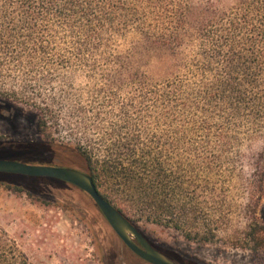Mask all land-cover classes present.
Returning a JSON list of instances; mask_svg holds the SVG:
<instances>
[{"label":"trees","instance_id":"1","mask_svg":"<svg viewBox=\"0 0 264 264\" xmlns=\"http://www.w3.org/2000/svg\"><path fill=\"white\" fill-rule=\"evenodd\" d=\"M4 100L36 109L51 142L50 119L63 125L139 229L215 242L216 193L242 147L264 139V0H0ZM28 178L0 184L25 192L14 180ZM245 237L237 246L264 251L263 223ZM0 264H31L3 229Z\"/></svg>","mask_w":264,"mask_h":264},{"label":"rangeland","instance_id":"2","mask_svg":"<svg viewBox=\"0 0 264 264\" xmlns=\"http://www.w3.org/2000/svg\"><path fill=\"white\" fill-rule=\"evenodd\" d=\"M37 115L25 103L0 101V159L43 158L85 168L67 129L50 119L51 142L41 136ZM239 157L216 193L222 203L209 210L215 242L191 241L155 224H140L144 236L180 264H264V251L237 246L251 224H264V139L243 146ZM14 182L26 191L0 184V229L19 243L31 264H149L125 247L83 193L47 178Z\"/></svg>","mask_w":264,"mask_h":264},{"label":"water","instance_id":"3","mask_svg":"<svg viewBox=\"0 0 264 264\" xmlns=\"http://www.w3.org/2000/svg\"><path fill=\"white\" fill-rule=\"evenodd\" d=\"M0 173L57 179L77 186L90 195L117 236L136 256L149 264H180L155 248L133 222L103 198L91 176L70 168L33 165L5 159H0Z\"/></svg>","mask_w":264,"mask_h":264},{"label":"flooded vegetation","instance_id":"4","mask_svg":"<svg viewBox=\"0 0 264 264\" xmlns=\"http://www.w3.org/2000/svg\"><path fill=\"white\" fill-rule=\"evenodd\" d=\"M5 160H8V159H5ZM15 161V160H14ZM24 163V162H23ZM30 164V163H28ZM44 166H53V167H60V168H70V169H75V170H79L87 175H89V173L87 172V170L85 168H81V167H76L74 165H69V164H59V165H56V164H52L50 163L49 165H44ZM90 176V175H89ZM47 179H50L52 181H54L55 183H58L60 185H64V186H68V187H71L73 188L74 190L80 192V193H83L84 195L87 196V198L91 201V203L94 204L95 208L97 209L98 213L102 214V212L100 211V209L97 207V205L95 204V202L93 201V199L90 197L89 194H87L85 191H83L82 189L78 188L77 186L71 184V183H68V182H65V181H62V180H57V179H51V178H47ZM104 216V215H103ZM109 224V223H108ZM110 226V224H109ZM111 227V226H110ZM112 229V227H111ZM113 230V229H112ZM114 231V230H113ZM116 234V233H115ZM117 235V234H116ZM118 237V236H117ZM119 238V237H118ZM120 239V238H119ZM121 240V239H120ZM122 241V240H121ZM124 244V243H123ZM137 245H139L138 243H136ZM125 245V244H124ZM125 247L127 248V246L125 245ZM128 249V248H127ZM130 250V249H128ZM131 251V250H130ZM132 252V251H131ZM133 253V252H132ZM134 254V253H133ZM138 257V256H137Z\"/></svg>","mask_w":264,"mask_h":264}]
</instances>
